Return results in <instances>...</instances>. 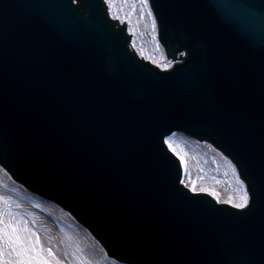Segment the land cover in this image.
<instances>
[{
	"label": "water",
	"instance_id": "water-1",
	"mask_svg": "<svg viewBox=\"0 0 264 264\" xmlns=\"http://www.w3.org/2000/svg\"><path fill=\"white\" fill-rule=\"evenodd\" d=\"M149 2L169 70L104 0H0V165L122 263L264 264V202L191 193L165 143L181 131L246 182L264 171V0Z\"/></svg>",
	"mask_w": 264,
	"mask_h": 264
},
{
	"label": "rangeland",
	"instance_id": "rangeland-1",
	"mask_svg": "<svg viewBox=\"0 0 264 264\" xmlns=\"http://www.w3.org/2000/svg\"><path fill=\"white\" fill-rule=\"evenodd\" d=\"M106 2L108 3V0H106ZM109 5H110L109 14L112 16V18L118 19L121 22H125V21L128 22V31L130 34L133 33L132 36L133 47L141 57H143L147 61H150L152 64L156 65L161 69H165V68L161 67L160 65L171 64L170 62L171 60H169L166 56L162 55L161 47L157 41V38L154 36V31H156V23L154 26L153 25L154 16L152 12L149 11V7L147 6L148 4H144L143 0H113V2ZM188 139L190 140L191 138L185 136L184 134H181L180 132H176L166 139V141L171 143L172 147L176 149V152H178L180 155H182L185 158L184 162L180 160L183 168V178H182V181H184L183 184L186 185V187H188L189 189H190L189 185L195 183L198 189L207 188L214 190L217 196L219 197V199L228 200L229 198L235 196V193L234 192L231 193L230 190V188L234 190V186H235L233 182L234 180H232L231 176L226 172V168H227L226 163L222 162L217 155L211 152V148L213 150L215 149L212 146L210 148V146L207 145V143H198L195 140L191 139L193 143H197L199 145L202 144L207 145V147H201L200 149L204 154H207L208 158H210L212 161L209 160L208 158H205V165H200L198 158L196 157L194 152L188 150V147L186 146V142L188 141ZM166 144L168 145V143ZM218 165L220 166L219 169H217ZM237 179L240 180L238 174H237ZM15 185L23 191L22 192L19 188L16 187L18 192L22 193L25 197L29 198L30 195L29 193L23 190L19 185L17 184ZM198 192H203V191H198ZM205 193L211 195L210 192H205ZM30 196L34 200H40L37 197H34L32 195ZM227 200L226 201L217 200V201L220 203H227ZM6 203L11 204V202H6ZM0 205H3V202L1 200H0ZM25 210L28 213L32 214L29 211L32 210L29 206L25 207ZM60 212H62L70 220V222L76 224L79 227V225L69 216V214H66V212H64L61 209ZM58 221L59 220H57V222ZM56 224L52 223L51 230H49L50 232H52V235H57V234L65 235L66 233H64L62 230V224H60L61 225L60 227L58 224L57 225ZM36 234L39 236V238H41L39 232H36ZM54 238L59 239V237H54ZM41 239L38 240L40 244L43 246L44 250L51 248L52 249L51 255L57 261H59L62 264H70L69 263L70 260L69 259L67 260V258H65L60 253L59 250H56L55 248L48 246L43 241V239L42 240ZM92 241L99 247V245L95 242V240L92 239ZM105 258L106 260L110 261L113 264H119L115 260L110 259L107 256ZM78 262L81 263L83 262V260L79 258Z\"/></svg>",
	"mask_w": 264,
	"mask_h": 264
},
{
	"label": "bare ground",
	"instance_id": "bare-ground-1",
	"mask_svg": "<svg viewBox=\"0 0 264 264\" xmlns=\"http://www.w3.org/2000/svg\"><path fill=\"white\" fill-rule=\"evenodd\" d=\"M107 6L109 8L110 5L107 3ZM155 33L156 31H154V36L156 37ZM161 53L163 56H166L162 47ZM170 62H172V60ZM196 142L201 143L199 141ZM207 145L193 143L191 139H188L186 142L188 150L194 152L200 165H205V158H208V155L204 154L200 148L207 147ZM211 152L217 155L222 162L226 163V172L231 176V179L234 180L233 182L235 185L234 190L230 188L231 193L234 192L235 196L238 198L239 184L234 166L230 163V160L219 151L211 148ZM208 159L211 160L210 158ZM219 167L220 166L218 165L217 169H219ZM16 187L17 186L11 181L7 173L0 167V200L3 202V205H0V213H2L5 223L10 224L15 222L19 225L20 232L26 237L27 242L31 243L36 241V246L39 247L41 244L38 239L42 238L48 246L59 250L67 260L69 259L70 264H113L106 260L105 252L92 241V237L76 224L70 222V220L60 212L58 207L51 202H45L42 199H40L42 201L32 199L30 196L32 195L31 193L29 198H27L22 193L18 192L17 188L19 187ZM219 200L226 201L227 199ZM6 202H11V204ZM28 206L32 209L29 211L33 215L25 210V207ZM54 220L56 222L57 220L60 221H58L57 224L59 227L61 226L60 224H62V230L66 233L65 235H52V232L49 231L51 230L52 223L56 224ZM36 232L40 233L41 238H39ZM53 236L59 237V239L54 238ZM44 255L51 260L52 264H62L49 254L47 250L44 251ZM79 258L83 260V262L79 263Z\"/></svg>",
	"mask_w": 264,
	"mask_h": 264
},
{
	"label": "snow or ice",
	"instance_id": "snow-or-ice-1",
	"mask_svg": "<svg viewBox=\"0 0 264 264\" xmlns=\"http://www.w3.org/2000/svg\"><path fill=\"white\" fill-rule=\"evenodd\" d=\"M113 0H108L111 4ZM149 0H143L144 4H148ZM151 11V9H149ZM155 26V19L153 21ZM184 55H188L187 52ZM163 68H168L171 65L162 64ZM168 147L176 153L179 159L184 162L185 158L176 152L171 143ZM235 170V167H234ZM184 183V181H181ZM238 198L233 196L227 200V203L234 208L241 210V214H254L255 206L258 202H264V171L258 176L252 177L246 184L243 179L238 180ZM191 192L198 191L210 192L213 197L219 200L216 192L211 189H198L195 183L189 185ZM37 242H27L26 237L20 232L19 225L15 222L5 223L3 215L0 213V264H52L51 260L44 255V248L42 245L36 246ZM47 252L52 254V249L48 248Z\"/></svg>",
	"mask_w": 264,
	"mask_h": 264
}]
</instances>
